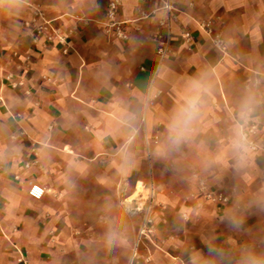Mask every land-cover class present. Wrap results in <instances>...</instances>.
<instances>
[{"label": "crops", "instance_id": "0c3cea01", "mask_svg": "<svg viewBox=\"0 0 264 264\" xmlns=\"http://www.w3.org/2000/svg\"><path fill=\"white\" fill-rule=\"evenodd\" d=\"M111 1L0 0V264H55L41 249L51 244L55 224L61 247L123 244L125 216L116 199L129 195L130 182L151 183L161 212L200 207L201 198L190 193L193 177L241 182L243 159L233 142L249 96L264 161V88L246 86L264 75V0H120L117 19L130 21L125 38L103 24ZM166 2L178 10L173 51L161 62L157 46L165 33L157 21L167 16ZM33 5L69 33L67 55L56 41L33 42L23 26ZM85 19L89 24L76 29ZM199 23L211 24L225 53ZM184 29L193 33L192 44ZM194 80L203 85L199 114L173 146L169 127ZM128 116L135 117V131L122 122ZM260 164H251L257 175L250 183L259 180ZM120 182L128 185L119 190ZM33 184L45 190L41 199L30 195ZM214 192L248 197L249 228L264 230L263 189ZM210 206L227 219L235 208ZM49 212L56 223L44 220ZM92 260L108 262L110 255L103 248ZM62 261L70 263L66 249Z\"/></svg>", "mask_w": 264, "mask_h": 264}, {"label": "rangeland", "instance_id": "374dc122", "mask_svg": "<svg viewBox=\"0 0 264 264\" xmlns=\"http://www.w3.org/2000/svg\"><path fill=\"white\" fill-rule=\"evenodd\" d=\"M256 135L253 136V139ZM260 152H263L260 148L253 150L244 142L241 182L232 179L226 183H209L202 177H193V181L189 183L193 186V192L190 191V193H194L198 199L201 198L202 200V203L199 204L200 207L196 210L187 208V206L182 207L179 204L173 210L166 209L161 212L160 207L164 205H160L154 198L151 183L130 182L129 195L116 199L125 216L123 221L125 226L123 244L100 247L94 243L91 246L82 244L61 247L57 244L58 231L55 224V228L52 225L49 231L51 244L41 247V249L45 250L46 255L55 264H64L62 261L64 249L70 257L69 264H130L141 224L147 221L149 227L153 230L152 238L159 246V248L155 247L146 239L144 244L139 247L138 252L141 256L151 255L152 259L148 264H173L174 257L178 261L179 259L184 260L186 264H245V260L250 256L263 261L264 230L251 231L249 228L251 222L250 199L248 197L229 199L227 206L233 205L235 208L230 210L228 214L230 218L227 219L224 218V216L227 217L226 213L219 209L215 210L210 206V204H221L209 199L206 195L208 192L218 190L228 193H234L240 189L245 191L252 186L255 189L264 190V164H260L264 161L261 160ZM144 159L145 161L148 160L147 155ZM255 162L260 164L257 167L259 180L250 183V175H257L253 173V167L251 166ZM202 181H204L203 184ZM126 185H128L127 182H120L119 190ZM187 190H185V193H188ZM132 199L137 200V206L141 209L136 213H132L129 206ZM187 201L186 205L192 203L190 200ZM125 202H128V207ZM3 215L4 212L0 206V225L3 223ZM45 216V221L57 222L55 213L49 212ZM235 222L238 224H234ZM103 248L104 252L110 255V260L104 263L93 261L96 251H101ZM193 251L197 253L194 261ZM143 259L142 257L138 258L135 264H137V261L141 264Z\"/></svg>", "mask_w": 264, "mask_h": 264}, {"label": "built area", "instance_id": "2783aa9c", "mask_svg": "<svg viewBox=\"0 0 264 264\" xmlns=\"http://www.w3.org/2000/svg\"><path fill=\"white\" fill-rule=\"evenodd\" d=\"M119 4L120 0H112L109 3L106 13L107 20L103 22V24L108 30L114 31L120 37L125 38L127 36L126 31L130 21H120L117 19ZM192 4L193 3H191V5ZM164 9L167 12V16L164 18H160L157 21L159 27L162 28L165 33L161 38L158 39L157 46V55L161 62L164 61L173 51L172 39L174 36V32L172 28V21L174 19L173 13L178 10L169 2H166ZM149 16L150 15L148 13L143 14V17L145 18H148ZM89 22L90 20L88 19L82 20L80 25L76 26V29L89 24ZM23 26L30 32L34 43H39L41 40H45L48 43L56 41L60 45H62V52L64 54L67 55L69 53V33L67 34L63 32L61 27L57 26L53 19L48 18L40 5L32 6V17L29 20L23 21ZM199 26L205 32L214 47L220 50L221 52L225 53L226 46L224 44V40L220 35L213 33L211 24L199 23ZM181 34L184 41L189 44H192L193 33L190 30L184 29ZM250 85L264 88V75L256 74L253 78H248L246 81V86L249 87ZM256 131L257 125L252 123V119L251 117H249L248 122L243 127V136L245 137L244 142H246L247 145L253 150L259 148V145L253 139V136L256 134ZM33 163H35V161ZM203 183L204 181H202V184ZM44 193L45 190L37 184H33L30 188V195L35 199H41ZM206 195L209 199L220 204H226L229 201V198L220 192H208L206 193ZM152 232L153 230L151 227H149L148 222H142L140 232L136 239L135 247L133 249V255L130 264H135V261L140 257L144 258L141 264H148L151 261V255L141 256L138 250L139 247L144 244V240L146 239L152 245L159 248L158 244L152 238ZM17 251L20 256V260H22L24 258L22 251L19 248H17ZM173 260V264H186L184 260L179 259L178 261L176 257H174ZM137 264H139L138 261Z\"/></svg>", "mask_w": 264, "mask_h": 264}, {"label": "clouds", "instance_id": "9594fccd", "mask_svg": "<svg viewBox=\"0 0 264 264\" xmlns=\"http://www.w3.org/2000/svg\"><path fill=\"white\" fill-rule=\"evenodd\" d=\"M203 85L201 81H192L189 85L191 95H189L185 103L179 108V110L174 114L169 131V141L173 146H178L184 139L187 138L188 133L191 131V126L196 120L199 114L200 105V95L199 92ZM147 102V100L145 101ZM253 98L246 97L241 105L240 110L237 114V124H236V136L237 140L233 142V148L240 160H242L241 152L244 149L243 127L248 122L251 112L253 111ZM134 116H128L123 123H126L129 127L135 131L133 127ZM245 264H264V261H260L254 257H248L245 260Z\"/></svg>", "mask_w": 264, "mask_h": 264}, {"label": "bare ground", "instance_id": "6f19581e", "mask_svg": "<svg viewBox=\"0 0 264 264\" xmlns=\"http://www.w3.org/2000/svg\"><path fill=\"white\" fill-rule=\"evenodd\" d=\"M136 201H137L136 199H132V200H130L129 206H130V208L132 209V213H136L137 211L141 210V209H139V207L137 206ZM125 205L128 207V202H125Z\"/></svg>", "mask_w": 264, "mask_h": 264}]
</instances>
